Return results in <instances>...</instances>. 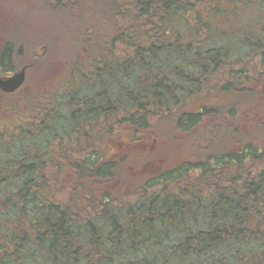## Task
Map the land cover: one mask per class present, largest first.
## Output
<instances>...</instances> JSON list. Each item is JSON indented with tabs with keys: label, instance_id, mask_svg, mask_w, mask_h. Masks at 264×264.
<instances>
[{
	"label": "trees",
	"instance_id": "16d2710c",
	"mask_svg": "<svg viewBox=\"0 0 264 264\" xmlns=\"http://www.w3.org/2000/svg\"><path fill=\"white\" fill-rule=\"evenodd\" d=\"M61 1L46 11L65 13L59 42L44 27L29 31L36 38L21 42V51L11 39L2 42V72L27 65L34 72L27 81L45 84L37 93L30 89L38 107L34 121L27 119L20 130L11 121L0 125L12 127L11 135L0 136V264H264V142L228 151L222 141L240 143L236 125H219L222 134L229 132L220 137L204 127L196 141L176 135L199 129L204 116L219 110L206 98L242 100L235 78L248 71L238 64L256 57L263 65L264 21L257 27L227 23L250 1ZM57 51L62 76L50 78L45 68ZM14 53L23 57L17 65ZM228 62L238 68L222 73ZM225 76L233 77L231 88ZM46 85L53 86L44 91ZM7 95L16 104V92ZM44 98L46 106L39 101ZM47 116L56 123L49 125ZM156 120L165 126L153 131L154 145L138 153L159 165L151 172L148 166L141 185L122 194L130 185L119 171L132 155L110 159L102 147L118 130L114 126L132 128L136 142ZM91 145L98 152L80 157ZM60 165L76 174L77 183L84 175L98 180V189L77 184L66 188L69 202L57 196L50 180ZM109 179L111 186H125L109 194L99 188Z\"/></svg>",
	"mask_w": 264,
	"mask_h": 264
},
{
	"label": "rangeland",
	"instance_id": "374dc122",
	"mask_svg": "<svg viewBox=\"0 0 264 264\" xmlns=\"http://www.w3.org/2000/svg\"><path fill=\"white\" fill-rule=\"evenodd\" d=\"M18 1L21 3L22 6L19 9L16 8L17 4H20L17 3ZM27 1L29 0H0V51L2 49L3 43L11 40L14 43L13 45H15L14 47H16L15 51L23 50V46L21 42L25 41V39L27 38L29 39V41L27 42L32 43V41H34L36 37L27 34L29 33V31L31 32V30L36 29L38 27L39 28L44 27L41 30L46 33V36L48 38L51 37L52 39H54L55 42H59V40H61L64 37L65 35L64 26L67 25L65 22L66 21L65 13L60 12L58 14H54V13L46 12L49 3L55 2V0H41L43 5H38L35 7L32 3L30 4V6L26 7V5L29 4ZM41 1L35 0L36 2L35 4H39ZM59 1L62 2L61 0ZM249 1L250 2L247 4V6L245 7L243 6L242 8H240V10L236 11L235 13L236 16L230 15L227 19V23L230 22V20L231 21L233 20L236 23H238L239 26L246 24L257 27V24L260 23V21H264V0H255V1L249 0ZM52 5L53 4L51 3V7ZM86 6L84 8H86ZM98 13H101V11L98 10ZM40 15L42 16V18L38 19ZM114 20H116L115 17ZM233 24L229 26L231 32H234V30L232 29L233 27H235V23ZM23 27L24 30H22ZM71 27L68 26L66 27V29H68L69 32H73L74 29ZM16 32H18L19 35L16 34L17 39L15 41L16 37L14 36ZM48 38H47V42H50ZM39 42L41 41L39 40ZM18 46L20 48H18ZM47 46L48 44H46V47ZM40 50L45 51V47L41 46ZM103 51L104 50H100V53H102ZM58 54H59L58 51L57 54L55 52H52V54H50V57L54 56L53 58L55 59L50 58L51 59L50 66L48 68H45V74L50 78L53 77L60 78V76H62L61 69H63V67L60 65V62L62 61L61 60L62 55L60 54L58 55ZM11 59H12V63L14 65H17L18 61L22 62L23 57H17L15 56L14 53ZM259 61L260 60L258 58L253 57L250 58L246 63H243L242 65L238 64V66H240L241 69L244 68L243 71L245 72L248 71L247 76L241 77L240 79L235 78L237 82L234 84L235 89L244 90V92H242L243 95V97H241L242 100L234 101L233 99L227 96H218L217 94H214L209 98H206L205 99L206 103H211V104L214 103L216 105H219V110L216 111L215 114L213 115H208L206 117L204 116L203 122L199 124L202 125L199 129H194L193 131H189L188 133L178 132L176 135L185 136V137L191 136V139L193 141H196V137L201 138L200 136H202L201 133L204 127L206 128V131L210 132V134H213V136L215 133L220 137L221 135L229 134V132L226 131L225 133L222 134L221 133L222 130H220L221 127L219 125H236V127H238L239 129V132L241 131L239 134H235L238 140H240L239 141L240 143L239 144L232 143L225 139L224 141H222L221 144L224 145L228 151H239L240 147L242 148V146L245 143H251L255 145L257 143L264 142V124L262 123V120L264 119V103L262 102V95H261L262 91H260V87H258V83L259 82L262 83V80L264 78V63L263 65H261ZM238 66H236L235 64L232 66V68H238ZM232 68H230V64L228 62L227 65L226 64L223 65V67L221 68V72L227 74V72L232 70ZM32 73H34L32 69H28L26 71V80L24 81V85L20 88L19 92L16 93L17 95L16 100L22 101L20 110H17L20 107L15 104V100H13V98L12 100H10L11 98L9 96L5 98V101L7 103L5 108L1 103L2 101L0 102V106H1L0 125H7L11 121L13 122L12 126L19 125L18 127L20 130V128L22 129L24 126L27 125L26 124L27 119L33 121L36 119L35 115L37 113L38 107H35L36 105L35 106L33 105L34 98L32 96L34 92L32 91L30 92V89L34 91L35 88L36 89L35 92L37 93L38 87L39 88L43 87L45 83L36 82L35 80H34L35 84L29 83L30 81L29 80L27 81V77H32L33 76ZM38 73H36V75ZM37 76L42 78L44 74H40ZM231 80L233 81V77H226L225 80H223V83H226V85L231 88L233 86V82H229ZM84 81L85 80L81 79L78 83H82ZM52 86L53 85H46L44 91L51 88ZM39 101L41 103L45 102V106H46L47 98L39 99ZM8 104L10 105L8 106ZM26 107L27 108L31 107L30 108L31 110H28L29 108L27 110H24ZM231 108L234 109L236 113L228 112ZM164 122H165L164 120L159 122H157L156 120L150 126L152 130L150 131L148 129L147 131L143 132L144 136L141 139H138V141L136 142L131 141V139L134 140L133 136H131L129 131L132 128L128 126L126 127L121 126V128L119 129L116 126H114L115 127L114 129H118V130L111 134L113 138L112 139L108 138L107 141L105 142L106 145L102 147L103 149L101 148L102 150H104L103 151L104 155H106L110 159L118 160L116 159L117 157H123V156L127 157L129 155H132V157L127 159V163L126 164L124 163L125 166L121 167L119 171L122 177L129 180L128 183L130 185L129 188H124L123 190L124 192L122 194L126 193L125 191H127V193H129L128 191L132 193L133 191H135L134 190L135 185L138 186L141 185L142 181L140 180V178L143 177L148 166L150 167L149 171L151 172L154 171L155 169L154 166L157 167L159 165V163H157V161H154L153 158L142 159V155H140V151L138 153V149L141 147L140 149H142L143 151L149 150L151 141L153 142L154 145L155 143L154 137H156V135L153 134V131L161 130V128L165 126ZM139 131L140 130L134 132V135L136 134L135 136H141ZM0 133H2L0 134V136L8 137V135L12 134V127L8 126L7 128H0ZM211 136H210V141H211L210 147H213L214 143H212V139L214 137ZM36 139L39 140L40 138L36 137ZM58 140L62 142L61 139ZM92 147L94 148L93 150H86L84 152L82 151L81 154L79 153V156L80 157L84 155L89 156L90 155L89 152L91 154L97 153L98 149L95 148L94 146ZM75 148L76 147L72 149V154L70 155V159L77 158V153L73 152ZM68 150L70 149L67 147L66 152H68ZM216 151H218L217 148ZM214 152L215 151H212V153ZM149 160H153L154 163H149L148 162ZM138 164L139 166H142V170L138 169L139 167ZM82 165H84V163H82ZM59 168H62L61 170L63 171L62 175H59L60 174ZM53 170H54V175H57V178L53 177L52 175L50 183L54 185L55 191L57 192V196L62 197L63 199L67 200V202H69L73 198L72 193H70V191L66 189L68 188V186H72V187L74 186L75 189L77 184H79V185H87L92 190L98 189V180H95L93 177L84 175L81 178V181L77 183L76 174L74 172H71L69 169L68 170L65 169V166L60 165V167L57 166V168ZM157 172L159 171L158 170L155 171L154 174ZM108 181H110V179L99 182L100 184L99 188L109 194H115L118 185L120 187L125 186V184L121 182H116V184H113L111 186L108 183ZM58 186L61 190L57 188ZM118 191L120 192V190ZM137 192L139 193L140 191ZM96 194H98V191H96ZM89 209L92 211V208Z\"/></svg>",
	"mask_w": 264,
	"mask_h": 264
},
{
	"label": "water",
	"instance_id": "95a60500",
	"mask_svg": "<svg viewBox=\"0 0 264 264\" xmlns=\"http://www.w3.org/2000/svg\"><path fill=\"white\" fill-rule=\"evenodd\" d=\"M25 80V66L19 71L14 72L11 76L0 77V89L5 92H12L17 89ZM264 90V83H263Z\"/></svg>",
	"mask_w": 264,
	"mask_h": 264
},
{
	"label": "flooded vegetation",
	"instance_id": "af4514ba",
	"mask_svg": "<svg viewBox=\"0 0 264 264\" xmlns=\"http://www.w3.org/2000/svg\"><path fill=\"white\" fill-rule=\"evenodd\" d=\"M1 50H2V49H1ZM0 52H1V51H0ZM11 73H12V71L2 72V71L0 70V76H1V77L9 76ZM263 83H264V78H263L262 83H261V86H260V91H262V93H263V95H264ZM15 91H16V93L19 92L18 89L15 90ZM15 91H14V93H15ZM12 93H13V92H12ZM7 94H9V93H7V92H3L2 90H0V102L2 101L1 103L3 104V107H4V108H5L6 104H7L6 101H5V98L7 97ZM16 105H18V106L22 105V101H18V100H17ZM0 107H1V106H0ZM36 118H37V116H36ZM37 123H38V122H33V125H37ZM47 123L50 125V124H53L54 122H52V121H48ZM262 123L264 124V119L262 120ZM26 124H28V123H26Z\"/></svg>",
	"mask_w": 264,
	"mask_h": 264
}]
</instances>
